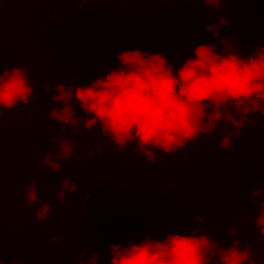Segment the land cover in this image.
I'll list each match as a JSON object with an SVG mask.
<instances>
[{
	"label": "trees",
	"instance_id": "16d2710c",
	"mask_svg": "<svg viewBox=\"0 0 264 264\" xmlns=\"http://www.w3.org/2000/svg\"><path fill=\"white\" fill-rule=\"evenodd\" d=\"M226 18L220 36H236L243 56L264 46V0L222 2L214 13L202 5L133 2L79 4L70 0H0V46L3 70L23 67L34 99L0 117V254L2 264H83L80 253L110 264L109 245L139 243L145 235L164 239L169 233L189 235L196 228L221 247L240 240L264 264V238L253 227L258 205L251 193L264 192V116L250 114L231 150L219 147L223 124L172 155L156 153L154 163L138 155L133 143L119 152L99 128H64L49 121L51 97L45 85L87 86L118 67L117 55L140 49L162 53L175 72L200 44H214L207 25ZM222 46L218 45L219 52ZM104 71H100V66ZM75 105V101H73ZM62 108L61 103L54 105ZM76 115L84 114L75 105ZM233 129L229 126L228 132ZM52 137H67L76 151L59 173L42 165ZM53 145V151L56 150ZM99 148V152L96 149ZM91 153V155H90ZM78 185L76 193L57 199L59 178ZM28 183L39 200L25 202ZM50 206L42 222L35 219L39 202ZM242 201V202H241ZM199 216L204 224L196 222ZM235 229L231 236L228 229ZM259 241V243H258Z\"/></svg>",
	"mask_w": 264,
	"mask_h": 264
},
{
	"label": "clouds",
	"instance_id": "9594fccd",
	"mask_svg": "<svg viewBox=\"0 0 264 264\" xmlns=\"http://www.w3.org/2000/svg\"><path fill=\"white\" fill-rule=\"evenodd\" d=\"M79 4H121L133 0H70ZM138 3H159L161 0H135ZM190 5H202L214 13L222 2L238 4L244 0H167ZM226 18H219L215 25H207L205 32L213 39L220 36L221 27H227ZM236 36L217 39L214 44H200L181 66L173 71L162 53L150 54L140 49L120 52L116 60L118 67L108 70L102 77L92 80L87 86L78 83L66 88L64 82L45 85L58 94L51 97L52 105L48 120L64 128L79 129L83 124L86 131L99 128L101 135L117 151L123 152L135 143L138 155L147 163H154L156 153L172 155L195 143L203 136H211L218 126L224 125L219 147L231 150L232 140L250 124V114L264 116V46L255 47L243 56L233 43ZM4 45L0 38V46ZM222 46L217 52V46ZM100 71H104L100 66ZM34 99L29 75L23 67L3 70L0 55V117L17 106H28ZM84 114L76 115L75 105ZM61 103L62 108L54 105ZM233 130L228 132V127ZM51 149L41 163L59 173L58 161L70 159L76 144L67 137H52ZM53 145L57 146L53 151ZM99 148L96 149L99 152ZM2 151V143H0ZM91 155V153H90ZM2 174V167H0ZM78 185L68 176L59 178L57 199L63 201L66 193H76ZM2 194V182H0ZM264 196L259 188L251 193V202ZM27 206H36L39 194L36 185L28 183L25 188ZM242 202V201H241ZM258 215L253 220L254 229L264 238V200L258 205ZM51 213L49 205L39 202L35 207L37 222L46 220ZM0 213V224H2ZM195 220L204 224L197 215ZM3 227H0L2 232ZM228 233L236 236L235 229ZM2 239V237H0ZM259 243V241H258ZM110 264H255L251 247L245 242L241 249L240 240L224 248L203 233L194 229L189 235L169 233L164 239H152L145 235L139 243L129 241L126 246L119 243L109 245ZM83 264H97L100 257L91 253ZM2 257V254H0ZM2 264V258H0Z\"/></svg>",
	"mask_w": 264,
	"mask_h": 264
}]
</instances>
